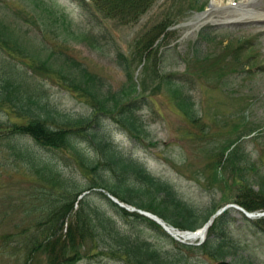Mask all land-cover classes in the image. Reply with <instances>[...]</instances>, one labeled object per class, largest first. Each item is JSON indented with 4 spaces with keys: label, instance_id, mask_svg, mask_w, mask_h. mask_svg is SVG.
Instances as JSON below:
<instances>
[{
    "label": "rangeland",
    "instance_id": "rangeland-1",
    "mask_svg": "<svg viewBox=\"0 0 264 264\" xmlns=\"http://www.w3.org/2000/svg\"><path fill=\"white\" fill-rule=\"evenodd\" d=\"M188 1L155 0L132 22L122 23L115 18L102 17V28L109 35L104 42L95 35V29L87 23L76 1L0 0V19L9 27L6 34L11 35V39H15L21 47L19 52L0 47V78L13 82L19 93H28L42 104L50 112L46 120L50 124L60 115L71 119L90 118L87 123L77 122L72 133L78 134L73 138L84 154L99 165L94 171L83 169L82 163L64 145L53 148L43 146L36 144L28 135H20L18 140L25 139L39 158L53 164L61 176L68 177L77 186H84L90 180L95 181L97 175L113 177L110 168L101 165V150L97 146L101 143L96 142L105 137L111 149L123 156H131L147 172L166 180L175 188L182 202L196 209L208 206L210 200L218 205L230 202L241 188L242 180L259 184V189L264 186V131H259L255 138L243 137L236 142L242 154V159L236 162L241 167L225 161L220 166L216 162L217 151L228 138L239 137L235 133L248 135L255 131L256 128L245 127L250 120L264 126V66H258L264 60V29L261 26L264 21H225L221 17L225 7L219 4L211 7L217 0H197L204 5L207 14L205 12L195 20L198 10L186 8ZM229 1L223 0L225 4ZM240 1L233 0L237 4ZM254 1L264 3V0ZM89 7L92 8V5ZM165 17L169 22L171 19L176 22L170 25V29L158 32L152 40L151 51L145 59L157 65L146 64V71L137 65L139 61L133 49L134 40L152 23ZM199 19L205 21L198 27L194 26ZM202 31L215 34V39L200 36ZM237 36L252 38L250 46L246 43L240 51L236 50L243 63H237L236 69L221 76L213 61L223 53L230 57L231 46ZM116 50H120L129 62V76L116 63ZM245 58L248 60L245 61ZM41 60L48 66L46 70L38 62ZM79 66L93 78L97 96L103 92L109 95L130 83V76L132 81L138 78L140 92L130 94L129 91L119 101L110 100L103 104L97 103L85 92L89 99L86 101L74 91L65 89L61 83L63 78L54 72L59 69L65 79H77L75 70ZM174 81L181 83L183 89L180 87V93L187 91L192 99V119L184 116V112L178 111L168 100L167 89L169 91L170 82ZM78 91L81 89L78 88ZM252 96L255 100L250 99ZM126 100L131 101V105L129 110L126 106L124 110H128L126 114L134 118L136 129L129 128L118 118V114L124 112L119 110L120 102ZM179 100L184 103L182 97ZM186 111L190 112L188 107ZM19 114L15 107L9 113L0 109V133L6 129L4 121L21 122ZM90 132L96 139L91 138ZM30 178L31 174L23 168V162L14 160L7 147L1 145L0 264H48L49 252L42 244L24 259L26 247L23 242L28 243L30 235L36 233H29L25 227L31 225L35 218L33 213L24 211L32 203ZM93 191L87 196L97 208L95 214L98 219L105 213L110 215L120 230L129 231V235L149 242L157 250L177 248L173 241L147 221L121 211L115 213L116 209L106 202L103 193ZM75 205L73 202L72 210L60 222V235L63 227L73 219ZM226 208H230L225 215L228 218L227 231L237 242L239 251L246 256L249 264H264V231L243 219L237 208ZM39 229L41 233H36L37 238L49 233L44 224ZM210 239L216 238L210 235ZM89 244L92 246L89 251L88 243L80 241L74 244L65 241L63 245L56 243L54 248L63 256L64 264H131L124 255L115 256L102 251L100 248L106 246L107 241L98 240ZM181 250L189 255L187 263L213 264L215 261V258L203 256L192 248ZM67 257L71 258L65 263ZM225 258L231 262L234 259L231 254L225 255Z\"/></svg>",
    "mask_w": 264,
    "mask_h": 264
},
{
    "label": "trees",
    "instance_id": "trees-1",
    "mask_svg": "<svg viewBox=\"0 0 264 264\" xmlns=\"http://www.w3.org/2000/svg\"><path fill=\"white\" fill-rule=\"evenodd\" d=\"M74 1H76L86 19L93 26H99V36L104 39L106 33L102 32L100 29L102 17L115 18L122 23L132 22L138 18L153 0ZM91 5L92 8L89 7ZM96 13H99L101 17L97 18ZM162 24V22L152 24L134 40L133 49L137 55H141L143 52L148 51L147 48L151 45L152 40L162 28ZM8 28L9 27L0 20V47L7 48V50H17V52L21 51V47H19L16 40L11 39V35L6 34L9 32ZM5 35H7V38ZM116 55L117 63L123 71H126L129 75L128 62H126L125 56L119 50H117ZM38 62L41 63L42 69L46 70L48 66L44 64V61L41 60ZM31 66H34V64ZM75 71L77 73V79L68 78L69 80L64 78V74L59 69L54 72L58 73V75L63 78L61 82L63 86L74 91L79 96L86 97L87 93V95L89 94L97 103L103 104L108 103L110 100L111 102L119 101L126 93L127 89L125 88L117 90L109 95L107 92H103L100 96H97L95 91L96 85L93 78L83 67L79 66ZM78 88L81 89V91H78ZM128 88L134 89L132 85H129ZM17 89L18 88L13 82L2 77L0 78V109L9 113V110L15 107L20 113L19 117L22 118L21 122H2L6 129L3 133H0L2 135L0 136V147L1 145L7 147L13 159L22 161L23 168L28 171V174H31L30 181L32 185L29 187L32 190L29 194L32 203H30V206L25 208L24 211L33 213L35 218L31 225L25 227L28 228L29 233L33 231L40 234L41 229L39 228L44 224L45 229L49 231V233H43L40 238L36 237V233L31 234L28 243L23 242V246L26 247L24 250V259L28 257L30 252L34 251L33 249L35 247L42 244L43 248L49 252L47 256L48 264H64L62 260L63 256L61 253H57L56 248H54L56 243H61V245H63L65 241H68L70 244L80 241V243H88L89 251V249H92L89 242L93 244L100 240L103 241V243L107 241V245L100 248L102 251L115 256L124 255L131 264H186L187 256L182 250H157L152 247L149 242L142 241L137 237L135 238L129 235L131 234L129 231L120 230L116 224H114V220L110 215L105 213L98 219V215L95 214L97 208L88 200V194L82 195L77 200L76 206L73 209V219L70 220L67 226L63 227L64 231L60 235V222L63 221L65 216L72 210L75 197L82 190L92 187H102L121 200L138 207L149 209L163 217L166 221L183 228L194 227L195 224L200 221H197V219L205 218L208 213H210L211 209L208 208L203 211L200 217L201 210H195L182 202L177 196L176 191L170 188L169 185L147 173L138 161L129 156H123L115 152L110 148L105 139H100L96 142L101 143L97 145L101 150V159L103 161L101 165L109 167L113 177L110 178V176L106 175H97L96 178L94 177V179H96L95 181L90 180L84 186H77L74 182H71L68 177L61 176V173L53 164L46 160H41L34 150H32L31 146L26 143L25 139L20 141L18 138L21 133H24L43 146L56 147L55 145H64L70 148L75 158L80 164L82 163L81 166L83 169L94 171L99 165L98 162L87 154H84L73 138L78 134L72 133L75 127L74 125H77V122L78 124H82L85 118L71 119L66 118L64 115H60L61 117L58 116L57 119H54L50 124L46 121L50 112L46 110L42 104L37 103L38 101L29 96L28 93H19ZM123 107L124 106L121 105L119 110L122 111ZM120 120L127 123L129 128H136L129 117L122 114L120 115ZM90 134L91 138H95L92 132ZM242 193L248 198L245 203H242L245 207L255 208L264 205V202L257 204V200L253 199L251 194L247 192ZM255 198L257 199L256 196ZM106 201L108 202V200ZM108 203L112 204L117 212L121 211L134 218L147 221L150 226L160 230V227L156 223L141 214L134 211H126L123 208L117 207L110 201ZM218 220L222 221L220 217H216L209 227V232L215 229V225L216 228L218 227ZM219 233L222 234V230H219ZM165 237H167L166 234ZM205 242L203 246L210 244L208 239H206ZM223 244L224 243L219 240L209 248L214 255L222 257L227 251V248H225ZM176 245L181 248L185 246L183 243H177ZM70 258L71 257H67V259H64L65 263H68Z\"/></svg>",
    "mask_w": 264,
    "mask_h": 264
},
{
    "label": "bare ground",
    "instance_id": "bare-ground-1",
    "mask_svg": "<svg viewBox=\"0 0 264 264\" xmlns=\"http://www.w3.org/2000/svg\"><path fill=\"white\" fill-rule=\"evenodd\" d=\"M219 5H223L225 7L224 12L221 13L222 19H238V17H264V11H259L264 9V3L261 4V1H254V0H241L238 4L232 6L229 3H224L223 0H217L211 7H216ZM207 14V12H206ZM206 14L204 16H206ZM203 15V14H202ZM201 15V16H202ZM203 16V17H204ZM202 18V17H200ZM201 19L194 22V24L198 25L201 23ZM263 23V22H262ZM150 212V211H149ZM171 230V229H170ZM173 231V230H171ZM204 232V231H203ZM176 234V233H175ZM183 235H187V238H198L202 235V231L199 228L191 231V232H182Z\"/></svg>",
    "mask_w": 264,
    "mask_h": 264
},
{
    "label": "water",
    "instance_id": "water-1",
    "mask_svg": "<svg viewBox=\"0 0 264 264\" xmlns=\"http://www.w3.org/2000/svg\"><path fill=\"white\" fill-rule=\"evenodd\" d=\"M114 201H116L118 204L122 205L121 203H119L115 198H112ZM132 209V208H131ZM146 215H148L149 217L153 218V219H156V217H154L152 214H148V213H145ZM157 220V219H156ZM218 264H226L225 262H222V263H218Z\"/></svg>",
    "mask_w": 264,
    "mask_h": 264
}]
</instances>
